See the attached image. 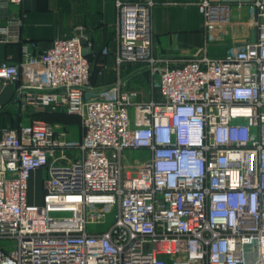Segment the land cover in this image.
Wrapping results in <instances>:
<instances>
[{
    "label": "built area",
    "instance_id": "obj_1",
    "mask_svg": "<svg viewBox=\"0 0 264 264\" xmlns=\"http://www.w3.org/2000/svg\"><path fill=\"white\" fill-rule=\"evenodd\" d=\"M23 1L0 0L5 42L19 41L8 10ZM198 5L206 34L227 35L232 4ZM152 6L116 2L117 63L144 65L147 101L91 85L83 27L0 63L18 109L64 111L81 131L73 140L40 119L0 130V242L11 243L0 244V264H264V0L252 1L248 37L224 57L204 54L208 40L180 64L152 54ZM126 150L150 158L132 171ZM111 205L112 226L89 231Z\"/></svg>",
    "mask_w": 264,
    "mask_h": 264
},
{
    "label": "crops",
    "instance_id": "obj_2",
    "mask_svg": "<svg viewBox=\"0 0 264 264\" xmlns=\"http://www.w3.org/2000/svg\"><path fill=\"white\" fill-rule=\"evenodd\" d=\"M151 1H153L152 54L154 57L169 59L172 64H180L195 57L208 40L204 54L211 58L224 57L231 46L241 43L248 37L253 0H210L230 2L233 7V23L227 35H221L218 31L209 36L204 30V17L198 5L201 0ZM116 2L117 0H24L21 5L12 6L8 12L11 20L16 24L19 41L5 42L0 35V63L7 59L21 62L24 45L28 44L35 53H40L48 49L55 39L80 34L78 27H83L88 36L85 51L91 63V85L101 90L119 85L122 89L136 94L138 101H147L151 96L152 87L148 82L144 65L117 63ZM15 90L14 83L0 85V111L7 107L18 109L13 103ZM23 113L19 125L26 124L27 119H30L29 122L33 119L44 120L65 126L69 131V137L73 140L75 139L70 127L76 123L80 128L78 117L72 121H50L41 118L39 112H34L31 107ZM141 151L146 160L150 158L149 151ZM71 154L75 155L74 152ZM35 176L40 180L38 181L41 191L39 197L32 190ZM43 177V171L33 175L30 184L32 202L41 200Z\"/></svg>",
    "mask_w": 264,
    "mask_h": 264
},
{
    "label": "rangeland",
    "instance_id": "obj_3",
    "mask_svg": "<svg viewBox=\"0 0 264 264\" xmlns=\"http://www.w3.org/2000/svg\"><path fill=\"white\" fill-rule=\"evenodd\" d=\"M137 101V99H135ZM18 110V111H17ZM13 109V108H5L3 111H0V130L3 127H10V128H17L19 125V121L21 118V114L24 115V111L20 109ZM20 113V114H19ZM17 114V115H16ZM19 114V115H18ZM46 118V117H44ZM49 118V117H48ZM30 120V119H29ZM27 119L26 124L29 122ZM51 120V119H48ZM73 138L77 140L80 136V128L76 123L73 124V126L70 127ZM146 161L145 155L141 150H126L124 152L123 156V162L125 167L131 168L132 171H136L139 169L143 163ZM34 186L32 190H34L35 195L37 194V197L40 196V187L38 186V181H40L36 176L34 177ZM105 210L107 212V217L104 222L100 224H90L88 226V230H94V231H106L108 230L112 224L115 222V216L117 214V206L111 205V206H106ZM1 245L5 246L7 249L11 248V243L6 242V241H1Z\"/></svg>",
    "mask_w": 264,
    "mask_h": 264
},
{
    "label": "trees",
    "instance_id": "obj_4",
    "mask_svg": "<svg viewBox=\"0 0 264 264\" xmlns=\"http://www.w3.org/2000/svg\"><path fill=\"white\" fill-rule=\"evenodd\" d=\"M41 118L44 119H51L50 121L54 120H64V121H72L76 120L77 116L69 115L64 111H59V112H51V111H44V112H39ZM49 117V118H48Z\"/></svg>",
    "mask_w": 264,
    "mask_h": 264
},
{
    "label": "water",
    "instance_id": "obj_5",
    "mask_svg": "<svg viewBox=\"0 0 264 264\" xmlns=\"http://www.w3.org/2000/svg\"><path fill=\"white\" fill-rule=\"evenodd\" d=\"M85 54H86V51H85Z\"/></svg>",
    "mask_w": 264,
    "mask_h": 264
}]
</instances>
